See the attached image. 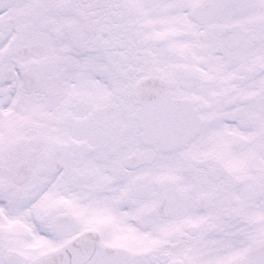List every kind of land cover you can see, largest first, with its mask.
Returning <instances> with one entry per match:
<instances>
[{"label":"snow or ice","instance_id":"snow-or-ice-1","mask_svg":"<svg viewBox=\"0 0 264 264\" xmlns=\"http://www.w3.org/2000/svg\"><path fill=\"white\" fill-rule=\"evenodd\" d=\"M0 264H264V0H0Z\"/></svg>","mask_w":264,"mask_h":264}]
</instances>
